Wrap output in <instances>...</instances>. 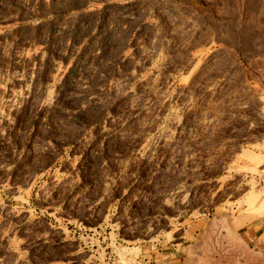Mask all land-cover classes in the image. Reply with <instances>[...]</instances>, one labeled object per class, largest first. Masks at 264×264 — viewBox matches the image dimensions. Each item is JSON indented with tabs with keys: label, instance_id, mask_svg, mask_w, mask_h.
<instances>
[{
	"label": "rangeland",
	"instance_id": "obj_1",
	"mask_svg": "<svg viewBox=\"0 0 264 264\" xmlns=\"http://www.w3.org/2000/svg\"><path fill=\"white\" fill-rule=\"evenodd\" d=\"M181 247L264 264V0H0V264Z\"/></svg>",
	"mask_w": 264,
	"mask_h": 264
},
{
	"label": "crops",
	"instance_id": "obj_2",
	"mask_svg": "<svg viewBox=\"0 0 264 264\" xmlns=\"http://www.w3.org/2000/svg\"><path fill=\"white\" fill-rule=\"evenodd\" d=\"M247 215V214H245ZM240 216V215H239ZM238 216V217H239ZM248 216L251 218L250 221H256L258 220V222H256L257 224L254 225V230L258 231V230H262V223L259 222L261 221V217H259L258 215H249ZM184 247L179 248L178 250H173L172 252L169 251V249H165L164 251L161 250H153V251H149L148 261L147 264H185L184 263V256H186V252H182ZM178 252V254L176 255V253Z\"/></svg>",
	"mask_w": 264,
	"mask_h": 264
},
{
	"label": "bare ground",
	"instance_id": "obj_3",
	"mask_svg": "<svg viewBox=\"0 0 264 264\" xmlns=\"http://www.w3.org/2000/svg\"><path fill=\"white\" fill-rule=\"evenodd\" d=\"M231 35H233V32H232V34H231ZM231 35H230V37H232ZM232 38H233V37H232Z\"/></svg>",
	"mask_w": 264,
	"mask_h": 264
}]
</instances>
